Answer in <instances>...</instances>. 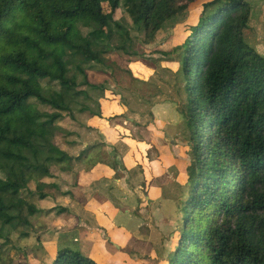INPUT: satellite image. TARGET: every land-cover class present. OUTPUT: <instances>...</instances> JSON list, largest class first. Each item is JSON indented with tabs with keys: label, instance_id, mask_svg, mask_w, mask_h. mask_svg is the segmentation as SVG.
<instances>
[{
	"label": "trees",
	"instance_id": "16d2710c",
	"mask_svg": "<svg viewBox=\"0 0 264 264\" xmlns=\"http://www.w3.org/2000/svg\"><path fill=\"white\" fill-rule=\"evenodd\" d=\"M190 7L200 13L189 34L161 52L181 65L177 111L192 157L180 187L176 240L160 262L264 264V55L244 37L250 0H0V171L13 175L0 177V252L18 224L30 225L21 202L28 216H41L53 209L44 207L46 198L72 194L63 173L79 186L91 168H103L93 156L102 141L86 137L122 118L110 109L126 102L119 92L93 97L90 89L106 87L90 81L92 71L109 72L114 53L142 58L126 46L132 32L115 18L117 10L139 24L148 45ZM73 109L91 121H80ZM132 124L141 125L136 118ZM51 264L100 263L66 247Z\"/></svg>",
	"mask_w": 264,
	"mask_h": 264
},
{
	"label": "rangeland",
	"instance_id": "374dc122",
	"mask_svg": "<svg viewBox=\"0 0 264 264\" xmlns=\"http://www.w3.org/2000/svg\"><path fill=\"white\" fill-rule=\"evenodd\" d=\"M250 5L252 13L244 37L250 47L264 55V0H250ZM199 11L198 7H190L169 22L156 41L143 45L144 34L139 24L131 20L125 9L117 10L115 18L126 21L132 32V42L126 46L142 58L131 52L132 55L114 53L109 72L92 71L90 81L102 82L106 87L90 89L93 97L117 98L119 92L126 102L124 108L110 109L113 113H122V118L112 117L101 134L90 132L86 137L98 143L102 141L99 154L95 152L93 156L100 157L103 168L100 172L91 168L93 180L79 186L75 184L74 175L63 173L72 194L54 200L46 198L44 207L53 209L41 216H28L26 203L21 202V216L27 218L30 225L18 224L17 229L10 232L9 245L13 248L8 245L7 250L0 252L1 263L51 264L55 253L67 247L81 251L100 264H163L160 260L176 240L175 231L181 218L180 187L192 154L185 118L177 111L184 95L181 65L168 62L161 52L171 50L184 40L189 34L188 27L197 21ZM137 58L141 62H130ZM38 108L53 110L41 104ZM72 111L80 121H91L88 112ZM134 118L140 121V126L132 124ZM0 177L13 179L8 171H0ZM86 188L90 190L78 194ZM92 189L96 194H90ZM138 197L142 203L136 209ZM60 205L69 206V213L58 212ZM98 209L97 218L84 216L87 211L96 213ZM112 215L111 221L121 225L120 229L135 231L118 242L123 247L120 257L115 255L108 261L109 254L118 250L117 236L121 235L120 231L109 234L102 229ZM95 221L98 227L91 225ZM21 231L28 235L23 236ZM88 233L93 237L91 240ZM103 237L112 243L103 245ZM107 244L112 253L106 248Z\"/></svg>",
	"mask_w": 264,
	"mask_h": 264
},
{
	"label": "crops",
	"instance_id": "0c3cea01",
	"mask_svg": "<svg viewBox=\"0 0 264 264\" xmlns=\"http://www.w3.org/2000/svg\"><path fill=\"white\" fill-rule=\"evenodd\" d=\"M91 178L90 177H87L86 175L85 176H81V179H80V184L79 185H86V184H84V182L85 181H87L88 180V182H90V181H92L93 180V178H94V172L91 170ZM70 175H72V174H70ZM75 178V177H74ZM91 179V180H90ZM77 187V186H76ZM82 190V192H88L90 189L89 188H86V189H81ZM81 190H80V192L78 193L76 190H74V192L76 193H78L79 195L81 194ZM93 190L94 189H92V191H90V194L92 195V193H93ZM95 191V190H94ZM95 194H96V192H95ZM82 196V195H81ZM91 200V199H90ZM90 208H92V207H89L88 209H90ZM135 208H136V206H135ZM94 209V206H93V208L92 209H90V210H93ZM87 211V210H86ZM100 210L98 209V212H96V213H93V212H90V211H87V213H85V217L86 218H91V217H95L96 215H97V213H100L99 212ZM117 213V212H116ZM115 213V214H116ZM114 214V215H115ZM114 215H112L110 218H108V219H106V223H105V225L103 226V228L102 229H105L104 230V232L105 233H109V234H113V232H118V231H120V233H121V235H118L117 236V238H118V241L116 242L117 244H118V246H117V251L116 252H114V253H112L113 251H111L110 250V248L108 247V244H107V246H106V248L110 251V253H112V254H109L110 255V258L108 259V261L111 259V258H113V257H115V255H118V257H120V254H121V251H123V250H120V247L122 246L121 244H119L118 242L119 241H123V240H125V237L126 236H131V234L132 233H134V231L132 230V231H129V230H123V229H120L121 228V225H117V224H115L114 222H112L111 221V218L112 217H114ZM95 218H97V217H95ZM80 222H81V220H80ZM82 224L83 225H85V223H83L82 222ZM92 226H97L98 227V223L95 221V224H91ZM123 227V226H122ZM100 228V227H99ZM101 229V228H100ZM94 234V237H96L97 236V233H93ZM87 237L89 238V240H91L93 237H92V235L91 234H87ZM96 239H98V238H96ZM101 240H103V242H102V244L103 245H105L106 243L105 242H107V243H112L111 242V240H108L107 238H105V237H103ZM109 264V263H108Z\"/></svg>",
	"mask_w": 264,
	"mask_h": 264
}]
</instances>
